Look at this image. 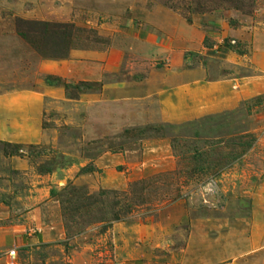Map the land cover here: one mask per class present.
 I'll list each match as a JSON object with an SVG mask.
<instances>
[{
	"label": "rangeland",
	"instance_id": "1",
	"mask_svg": "<svg viewBox=\"0 0 264 264\" xmlns=\"http://www.w3.org/2000/svg\"><path fill=\"white\" fill-rule=\"evenodd\" d=\"M254 38L264 0H0V98L29 93L42 109L40 141L0 140V264L14 248L17 264H181L192 233L244 236L264 218ZM199 63L246 92L181 121L178 77ZM36 225L64 236L11 246Z\"/></svg>",
	"mask_w": 264,
	"mask_h": 264
},
{
	"label": "crops",
	"instance_id": "2",
	"mask_svg": "<svg viewBox=\"0 0 264 264\" xmlns=\"http://www.w3.org/2000/svg\"><path fill=\"white\" fill-rule=\"evenodd\" d=\"M250 45V57L246 55L244 57L253 70H260L264 68V43L262 40L254 38ZM223 51L220 54H225V56L221 60H225L229 54L225 52V49ZM197 65L198 69L183 73L181 79L178 77L177 96L181 99L178 100L177 109L179 111L178 118L181 121L232 109L235 98H239L246 92L245 87L243 91L241 85L244 84V79L212 80L213 78L206 68L200 63L196 64L195 68ZM235 82H238L239 85ZM239 87L241 93L235 92ZM239 93L241 95H237ZM41 110L40 98L29 93L0 98V140L23 144L40 141ZM35 220L38 224L39 219L35 218ZM253 222L254 224L249 223L248 220L244 221V236L239 237L238 240H234V233H230L225 243L218 244L216 242L214 245L211 243L200 244L198 234L192 233L181 264H236L230 261L234 254L239 253L244 254V263L241 264H264V218L257 217ZM37 227L36 229L30 227L31 229L23 236L14 237L12 244H9L13 247L17 246V248L23 246L34 250L40 244L57 243L64 236L59 226H50L47 229L41 225ZM127 230L125 225L120 224L116 227L115 233ZM152 231L156 232V228H153ZM14 250L16 251L15 248ZM7 264H9V259ZM13 264H17V259ZM137 264L166 263L149 261Z\"/></svg>",
	"mask_w": 264,
	"mask_h": 264
},
{
	"label": "built area",
	"instance_id": "3",
	"mask_svg": "<svg viewBox=\"0 0 264 264\" xmlns=\"http://www.w3.org/2000/svg\"><path fill=\"white\" fill-rule=\"evenodd\" d=\"M257 142L264 147V125L257 132ZM8 256L10 264H13L17 258L16 251H11Z\"/></svg>",
	"mask_w": 264,
	"mask_h": 264
}]
</instances>
